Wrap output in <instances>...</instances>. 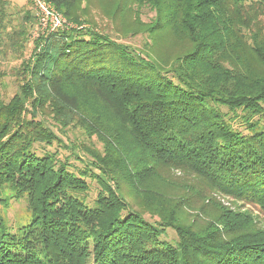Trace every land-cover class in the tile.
I'll return each mask as SVG.
<instances>
[{
    "label": "trees",
    "instance_id": "1",
    "mask_svg": "<svg viewBox=\"0 0 264 264\" xmlns=\"http://www.w3.org/2000/svg\"><path fill=\"white\" fill-rule=\"evenodd\" d=\"M43 1L76 28L39 36L0 92V203L27 212L15 228L0 214V264H264L258 217L212 196L264 214V0H103L114 31L146 36L136 49L96 31L83 0ZM6 4L0 81L40 23L7 32ZM48 119L101 144L79 146L84 169L41 147L64 145Z\"/></svg>",
    "mask_w": 264,
    "mask_h": 264
},
{
    "label": "rangeland",
    "instance_id": "2",
    "mask_svg": "<svg viewBox=\"0 0 264 264\" xmlns=\"http://www.w3.org/2000/svg\"><path fill=\"white\" fill-rule=\"evenodd\" d=\"M6 1V11H7V32H11L14 30H18L21 26H26L25 15H29V17L36 16L35 8L32 4L31 0H5ZM251 1V0H247ZM104 1L102 0H83L82 7H87L88 12L84 18L92 21L94 29L99 32H110L109 36L119 43L129 45L133 48H141L144 43H146V36L143 34L136 35H128L125 38L120 36L118 32L114 31L115 26L109 23L107 17L104 15ZM140 19L143 23L149 21L150 18L154 16L153 12L148 11L147 9L141 10ZM65 19V18H64ZM66 21V24L69 27H63L62 30H68L70 28H76L74 23H70ZM88 25V24H87ZM48 30L42 28L39 24H35V26L29 30V35L27 38L29 40L23 44V49H19L13 53L9 48H6V53L1 57V71L5 73V76L0 81V92L4 99L8 101L17 91V84L19 82V77H17V73L21 67L23 61H27L30 55L33 52V49L36 45V39L45 35ZM16 75V76H15ZM48 126L53 131V133L63 142V146H44L45 150L48 152L56 153V156L59 160H67L69 164L77 169H84L85 165L89 162V155L85 153L83 148H91L89 147L92 144L97 151H100L101 144L96 140L95 137H92L90 141L84 138L81 131L75 128H61L58 124L48 119ZM56 144V143H55ZM80 146V147H79ZM43 148H40L43 150ZM97 173V171H93ZM174 175V176H173ZM171 177L178 182L182 183L180 173H173ZM176 177V178H175ZM183 179V178H182ZM89 184V191L85 194L86 201L89 204H92L95 200L99 187L95 183V181L91 179H87ZM217 201H219L222 206L228 209H236L241 212L247 211L252 216L258 217L260 225L264 226V214H262L259 209L251 208L248 206H241V204L237 203L236 205L219 195H212ZM191 213V211H189ZM0 214L9 223V225L15 228L14 225L22 224L27 220V212L25 209V203L23 201H14L9 200L6 204L0 203ZM194 214V213H193ZM144 219L150 222H157L158 219L156 217H151L149 214H144ZM163 238L174 242L176 240V236L172 230L167 229L163 235Z\"/></svg>",
    "mask_w": 264,
    "mask_h": 264
},
{
    "label": "built area",
    "instance_id": "3",
    "mask_svg": "<svg viewBox=\"0 0 264 264\" xmlns=\"http://www.w3.org/2000/svg\"><path fill=\"white\" fill-rule=\"evenodd\" d=\"M39 18V24L48 31L61 30L63 27H69L65 19L56 12L50 5L43 0H31Z\"/></svg>",
    "mask_w": 264,
    "mask_h": 264
}]
</instances>
